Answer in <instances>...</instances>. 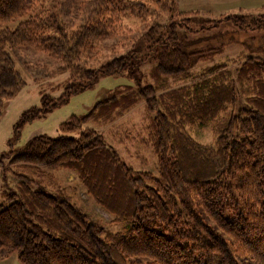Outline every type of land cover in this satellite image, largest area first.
Instances as JSON below:
<instances>
[{"label":"trees","instance_id":"16d2710c","mask_svg":"<svg viewBox=\"0 0 264 264\" xmlns=\"http://www.w3.org/2000/svg\"><path fill=\"white\" fill-rule=\"evenodd\" d=\"M177 2L0 0V117L25 85L14 60L20 48L68 72L52 87L60 95L41 89L40 105L20 114L12 138L100 76L132 80L87 115H71L61 135L39 134L8 151L17 171L1 175L0 251L19 264H264V36L256 48L244 43L248 54L235 67L197 71L195 61L208 54L185 48L194 13ZM128 18L151 20L138 38L146 50L133 42L127 54L95 55L98 41L134 34L125 32ZM244 26L264 34L262 19ZM141 102L149 120L141 142L154 150L156 172L129 166L102 132L82 127L85 119L113 122ZM195 124H209L213 141L189 134ZM49 169L72 172L111 219H93L64 191L50 190Z\"/></svg>","mask_w":264,"mask_h":264},{"label":"rangeland","instance_id":"374dc122","mask_svg":"<svg viewBox=\"0 0 264 264\" xmlns=\"http://www.w3.org/2000/svg\"><path fill=\"white\" fill-rule=\"evenodd\" d=\"M177 7L181 11L194 13L191 15L189 31L185 33L187 37L185 48L203 50L208 54L207 59L195 61L192 68L197 71L215 63H226L228 68L235 67L243 60L241 58L248 54L244 43H249L256 48V41L264 36V34L256 33L258 30L244 26V22L251 18L264 20V0H178ZM161 16L164 20L167 17L166 12L161 11ZM207 20L221 22L218 26L211 27V23ZM150 21H145V24L140 25V21L128 18L125 20L128 24L125 32L130 29L134 34L128 33L98 41L92 52L109 59L116 55L129 53L133 42L137 44L135 49L146 50V43L138 41V38L139 34L148 27ZM149 50L147 48V51ZM144 56L146 55H142V58ZM14 60L16 68L25 80V85L7 105L3 106L0 117V154L1 152L6 153L4 157H0V180L6 168L10 167L11 170L17 171L14 164H9L11 154L8 151L10 149L21 151L28 139L39 134H47L51 137L61 135L59 125L71 115L78 117L87 115L100 99L107 97L110 90L117 87L122 89L125 85L132 83L131 78L126 75L100 76L93 86L72 94L67 102L25 123L16 140L12 138L13 127L20 114L32 106L40 105L41 89L44 93L54 97L60 95L61 90L58 88L53 90L52 87L63 83L68 77V72L58 69L59 63L54 62L49 55L30 48L17 50ZM151 66L152 63H145L141 67L142 74L147 73ZM93 120L85 119L82 127L91 126L102 132L106 141L115 147L121 159L129 166L156 172L157 157L154 150L147 143L141 142V138L147 135L145 127L149 122L143 102L117 117L113 122L97 121L96 118ZM187 130L199 142L213 141L214 134L209 124H195ZM9 142H13V145ZM49 170L51 175L45 173L43 177L46 182L53 181V184H50V190L64 191L93 219L105 222L111 219V216L86 193L72 172L64 169ZM111 228L117 229L115 226ZM0 264H19V262L15 253L4 254L0 251Z\"/></svg>","mask_w":264,"mask_h":264},{"label":"crops","instance_id":"0c3cea01","mask_svg":"<svg viewBox=\"0 0 264 264\" xmlns=\"http://www.w3.org/2000/svg\"><path fill=\"white\" fill-rule=\"evenodd\" d=\"M143 160H144V158H143Z\"/></svg>","mask_w":264,"mask_h":264}]
</instances>
